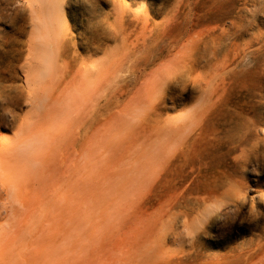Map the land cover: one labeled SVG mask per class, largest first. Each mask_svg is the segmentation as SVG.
I'll return each mask as SVG.
<instances>
[{
    "label": "rangeland",
    "instance_id": "obj_1",
    "mask_svg": "<svg viewBox=\"0 0 264 264\" xmlns=\"http://www.w3.org/2000/svg\"><path fill=\"white\" fill-rule=\"evenodd\" d=\"M0 264H264V0H0Z\"/></svg>",
    "mask_w": 264,
    "mask_h": 264
}]
</instances>
